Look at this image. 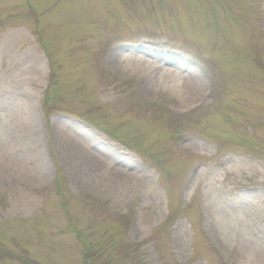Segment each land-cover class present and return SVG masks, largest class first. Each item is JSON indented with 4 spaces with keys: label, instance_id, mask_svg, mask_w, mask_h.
I'll list each match as a JSON object with an SVG mask.
<instances>
[{
    "label": "rangeland",
    "instance_id": "374dc122",
    "mask_svg": "<svg viewBox=\"0 0 264 264\" xmlns=\"http://www.w3.org/2000/svg\"><path fill=\"white\" fill-rule=\"evenodd\" d=\"M0 264H264V0H0Z\"/></svg>",
    "mask_w": 264,
    "mask_h": 264
},
{
    "label": "bare ground",
    "instance_id": "6f19581e",
    "mask_svg": "<svg viewBox=\"0 0 264 264\" xmlns=\"http://www.w3.org/2000/svg\"><path fill=\"white\" fill-rule=\"evenodd\" d=\"M142 48L136 49V53L131 57L132 60L136 61L138 65H143L144 60L142 59L143 53L141 52ZM110 64H112V68H117L118 66L113 62L108 60ZM161 69V66H159L158 70ZM133 70L126 71V74L131 75L133 74ZM179 80V89L178 91L174 90L172 94H174L177 99L180 106L184 107L187 105H190L193 100V96L196 94V89L198 85V81L192 78L188 74H178L175 76ZM198 90V89H197ZM137 95L142 100H162V95H160V92H158L153 84V81L148 78L145 81L141 82L136 89ZM204 94V93H202ZM76 137L70 133V132H64L62 137L58 140L61 155L63 158H65L67 161L70 162V164H76L77 167H80L82 169L94 171L101 169V164L96 161V154L92 150L89 149H82L75 145ZM115 166L111 165L108 169V175L112 178L116 177L120 181L123 180V178L117 177L114 173L113 168ZM111 170V171H110ZM43 176H45V172L42 173ZM4 177V175L2 176ZM23 177L25 180L28 179H35L37 175H30L28 173L23 174ZM5 178V177H4ZM124 181V180H123Z\"/></svg>",
    "mask_w": 264,
    "mask_h": 264
}]
</instances>
